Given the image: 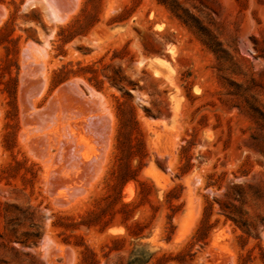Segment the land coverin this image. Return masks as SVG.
<instances>
[{"label":"rangeland","instance_id":"374dc122","mask_svg":"<svg viewBox=\"0 0 264 264\" xmlns=\"http://www.w3.org/2000/svg\"><path fill=\"white\" fill-rule=\"evenodd\" d=\"M49 3L0 0V264H264V0Z\"/></svg>","mask_w":264,"mask_h":264},{"label":"bare ground","instance_id":"6f19581e","mask_svg":"<svg viewBox=\"0 0 264 264\" xmlns=\"http://www.w3.org/2000/svg\"><path fill=\"white\" fill-rule=\"evenodd\" d=\"M52 1H53V0H49V2H50L49 4H50V5H52V4H51ZM50 5H49V7H51ZM52 7H53V6H52ZM50 10H51V9H50ZM53 11H54V10H53ZM55 11H56L55 13L57 14L58 11H57V10H55ZM62 14H63V13H59V12H58V16H59V15L61 16ZM50 17H51V16H50ZM54 19H55V18H54ZM47 42H48V41H46V43H47ZM44 43H45V40H44Z\"/></svg>","mask_w":264,"mask_h":264}]
</instances>
